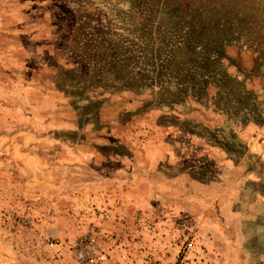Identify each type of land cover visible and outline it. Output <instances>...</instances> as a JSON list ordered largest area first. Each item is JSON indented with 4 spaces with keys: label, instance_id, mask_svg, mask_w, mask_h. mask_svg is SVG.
Listing matches in <instances>:
<instances>
[{
    "label": "rangeland",
    "instance_id": "rangeland-1",
    "mask_svg": "<svg viewBox=\"0 0 264 264\" xmlns=\"http://www.w3.org/2000/svg\"><path fill=\"white\" fill-rule=\"evenodd\" d=\"M0 264H264V0H0Z\"/></svg>",
    "mask_w": 264,
    "mask_h": 264
},
{
    "label": "built area",
    "instance_id": "built-area-1",
    "mask_svg": "<svg viewBox=\"0 0 264 264\" xmlns=\"http://www.w3.org/2000/svg\"><path fill=\"white\" fill-rule=\"evenodd\" d=\"M78 256H79V258H82L83 257V252H78Z\"/></svg>",
    "mask_w": 264,
    "mask_h": 264
}]
</instances>
